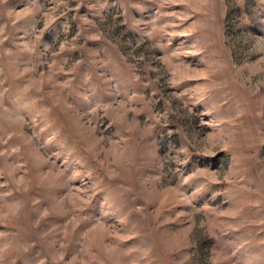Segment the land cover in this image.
<instances>
[{
  "label": "rangeland",
  "instance_id": "1",
  "mask_svg": "<svg viewBox=\"0 0 264 264\" xmlns=\"http://www.w3.org/2000/svg\"><path fill=\"white\" fill-rule=\"evenodd\" d=\"M0 264H264V0H0Z\"/></svg>",
  "mask_w": 264,
  "mask_h": 264
}]
</instances>
